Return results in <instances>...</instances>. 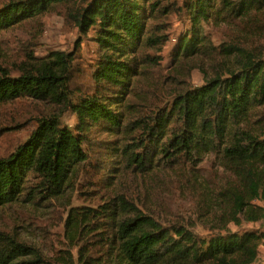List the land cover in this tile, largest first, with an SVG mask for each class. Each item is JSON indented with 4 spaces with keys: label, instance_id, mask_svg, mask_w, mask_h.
<instances>
[{
    "label": "trees",
    "instance_id": "1",
    "mask_svg": "<svg viewBox=\"0 0 264 264\" xmlns=\"http://www.w3.org/2000/svg\"><path fill=\"white\" fill-rule=\"evenodd\" d=\"M56 11L98 49L85 87L75 83L76 55L32 52L15 73L0 64V106L30 97L69 107L78 121L71 127L58 116L42 118L0 158V208L62 197L89 160V144L101 158L104 151L102 163L117 162L107 158L116 152L111 157L126 161L143 181L170 177L167 189L203 195L208 208L187 223H166L125 195L96 208L73 207L67 226L78 248L62 264H260L264 233L244 224L264 219V0H6L0 37ZM176 22L190 28L170 40ZM210 26L223 31L222 41L213 40ZM161 52L179 70L201 59L210 72L203 70L204 86L181 87L142 116L134 99L149 97L135 82ZM102 135L134 141L119 149ZM212 156L225 170L220 181L198 174ZM196 222L210 233H198ZM0 264L46 262L0 230Z\"/></svg>",
    "mask_w": 264,
    "mask_h": 264
},
{
    "label": "rangeland",
    "instance_id": "2",
    "mask_svg": "<svg viewBox=\"0 0 264 264\" xmlns=\"http://www.w3.org/2000/svg\"><path fill=\"white\" fill-rule=\"evenodd\" d=\"M5 1L0 0V4ZM189 28L180 22L174 23L168 31L170 40H177L178 34ZM209 28L215 42L223 40V31L212 26ZM177 42H169L168 47H172ZM52 50L76 55L75 83L77 87L84 88L98 49L95 43L84 37L60 11L44 15L39 25H27L22 29L3 33L0 37V64L7 67L11 73H15L16 67L21 65L32 52L40 56ZM149 53L159 54L155 50ZM160 55L162 59L159 63L148 65L147 71L138 82H135L138 83V92L149 97L144 101L134 99L142 116L150 113L152 109L165 106L181 87L204 86L206 78L203 70L208 69L210 72L201 59H197L184 70H179L176 62H172L167 52H161ZM171 77L177 79H168ZM52 115L58 116L66 126L74 127L78 121L69 107L56 106L49 101L30 97H23L0 106V158L12 154L29 138L42 118ZM100 138L114 139L113 145L119 149L129 140L121 136L113 138L107 135H102ZM129 141L133 142L134 139ZM93 148L89 144L85 145L89 160L80 166L62 197L47 203L19 204L0 208V230L34 248L46 264H62V256L77 251L78 245L69 239L70 231L67 226L69 212L73 207L96 208L114 196L125 195L139 207L166 219V223H187L203 208H208L203 195L191 198L179 187L167 189L164 183L171 180L170 177L164 179L156 177V180L147 178L143 181L126 161L119 160L117 156L111 157L116 152L107 155V158H115L117 162L102 163L101 159L105 161L104 151L98 148L103 153L101 158L98 151L92 150ZM103 165H107L108 168L102 169ZM224 172L221 161L214 156L209 157L198 170L200 178L208 181L212 178L220 181ZM107 176L112 177L107 178ZM255 204L263 206L259 201ZM244 226L260 229L264 233V219L259 222H246ZM196 227L197 232L202 235L211 231L208 227L204 228L201 222H196ZM230 228L238 229L233 224ZM259 263L264 264V244L261 247Z\"/></svg>",
    "mask_w": 264,
    "mask_h": 264
}]
</instances>
